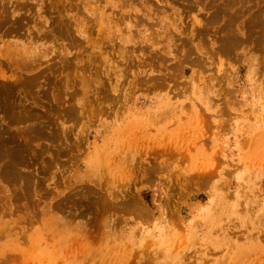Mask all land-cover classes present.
<instances>
[{
  "label": "rangeland",
  "instance_id": "rangeland-1",
  "mask_svg": "<svg viewBox=\"0 0 264 264\" xmlns=\"http://www.w3.org/2000/svg\"><path fill=\"white\" fill-rule=\"evenodd\" d=\"M0 264H264V0H0Z\"/></svg>",
  "mask_w": 264,
  "mask_h": 264
},
{
  "label": "bare ground",
  "instance_id": "bare-ground-1",
  "mask_svg": "<svg viewBox=\"0 0 264 264\" xmlns=\"http://www.w3.org/2000/svg\"><path fill=\"white\" fill-rule=\"evenodd\" d=\"M136 128V127H135ZM140 131V130H139ZM138 134V133H137ZM142 134V133H141ZM131 135V134H130ZM144 135V134H143ZM145 136V135H144ZM148 136V135H147ZM141 136H139V138H140ZM143 137V136H142ZM160 137H161V135H160ZM136 138V137H135ZM152 138V137H151ZM129 139V138H128ZM146 139V138H145ZM148 139V138H147ZM261 139V138H260ZM173 140V139H172ZM134 141V140H133ZM127 142H129V141H127ZM126 142V143H127ZM130 142L132 143V141L130 140ZM129 142V143H130ZM136 142V141H135ZM139 142H141V141H139ZM161 142V141H160ZM146 144V143H145ZM131 145H133V144H131ZM138 145V144H137ZM127 146V145H126ZM142 146V145H141ZM143 147V146H142ZM113 163V162H112ZM117 167V166H116ZM115 172V171H114ZM124 174V173H123ZM120 175H122V174H120ZM123 176V175H122ZM159 239V238H158ZM160 241H161V239H160ZM160 244H164V243H160ZM169 244V242L167 243V246H166V248L169 246L168 245ZM87 247V246H86ZM176 247V246H175ZM259 249V248H258ZM81 250V249H80ZM79 253H80V251H79ZM88 253V252H87ZM77 255V254H76ZM88 255V254H87ZM105 258V257H104ZM102 261V260H101ZM106 261V260H105ZM115 262V261H114Z\"/></svg>",
  "mask_w": 264,
  "mask_h": 264
}]
</instances>
